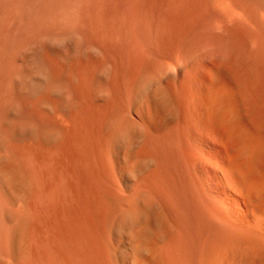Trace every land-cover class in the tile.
Masks as SVG:
<instances>
[{
    "label": "bare ground",
    "instance_id": "6f19581e",
    "mask_svg": "<svg viewBox=\"0 0 264 264\" xmlns=\"http://www.w3.org/2000/svg\"><path fill=\"white\" fill-rule=\"evenodd\" d=\"M0 264H264V0H0Z\"/></svg>",
    "mask_w": 264,
    "mask_h": 264
}]
</instances>
